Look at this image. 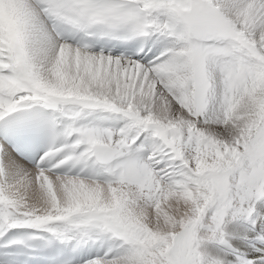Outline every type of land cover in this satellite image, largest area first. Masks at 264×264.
<instances>
[{
  "label": "snow or ice",
  "instance_id": "6c2138e0",
  "mask_svg": "<svg viewBox=\"0 0 264 264\" xmlns=\"http://www.w3.org/2000/svg\"><path fill=\"white\" fill-rule=\"evenodd\" d=\"M0 264H264V0H0Z\"/></svg>",
  "mask_w": 264,
  "mask_h": 264
}]
</instances>
